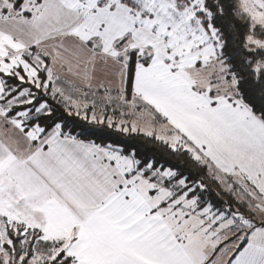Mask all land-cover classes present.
<instances>
[{
	"label": "snow or ice",
	"instance_id": "snow-or-ice-1",
	"mask_svg": "<svg viewBox=\"0 0 264 264\" xmlns=\"http://www.w3.org/2000/svg\"><path fill=\"white\" fill-rule=\"evenodd\" d=\"M0 264H264V0H0Z\"/></svg>",
	"mask_w": 264,
	"mask_h": 264
},
{
	"label": "crops",
	"instance_id": "crops-1",
	"mask_svg": "<svg viewBox=\"0 0 264 264\" xmlns=\"http://www.w3.org/2000/svg\"><path fill=\"white\" fill-rule=\"evenodd\" d=\"M32 216H34L35 219L37 220H45V219H48V213H42L40 210L38 209H33V213L30 214Z\"/></svg>",
	"mask_w": 264,
	"mask_h": 264
}]
</instances>
